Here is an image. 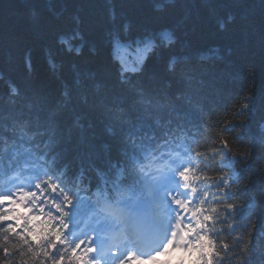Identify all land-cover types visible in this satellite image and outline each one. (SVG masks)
<instances>
[{"label": "trees", "instance_id": "obj_1", "mask_svg": "<svg viewBox=\"0 0 264 264\" xmlns=\"http://www.w3.org/2000/svg\"><path fill=\"white\" fill-rule=\"evenodd\" d=\"M147 37L122 69L114 38ZM168 163L201 224L186 264H264V0H0V196L16 175L38 188L29 236L68 227L89 247L66 204L96 209L99 187L156 206Z\"/></svg>", "mask_w": 264, "mask_h": 264}, {"label": "snow or ice", "instance_id": "obj_2", "mask_svg": "<svg viewBox=\"0 0 264 264\" xmlns=\"http://www.w3.org/2000/svg\"><path fill=\"white\" fill-rule=\"evenodd\" d=\"M27 195L34 196L35 193ZM0 204L10 205V207L0 208V238L7 240L9 237H15L30 254L29 258L32 261L38 259L39 264H77L78 260L84 259L85 264H88V259L96 252V248L91 246L90 241L89 247L85 248L84 240L69 239L68 227H64L63 231L43 233L33 239L27 231L31 227L28 216L30 214L43 215V210H37L28 205L26 200L23 203L18 199L13 201L11 197H5ZM20 208H25V212H20ZM17 219L21 221L19 227L15 224ZM10 224L11 227L8 226ZM10 251L8 248L0 247V254L5 257L10 255ZM161 254L156 253L155 256L158 258Z\"/></svg>", "mask_w": 264, "mask_h": 264}, {"label": "rangeland", "instance_id": "obj_3", "mask_svg": "<svg viewBox=\"0 0 264 264\" xmlns=\"http://www.w3.org/2000/svg\"><path fill=\"white\" fill-rule=\"evenodd\" d=\"M170 36H171L170 32L167 29L163 31V37L165 40H168ZM153 41H154L153 37H147L144 41H139V38H136L135 42H133L132 38H129L127 40L114 38L113 52L120 60L121 68L124 70L137 68L139 63L144 58L147 50L152 45ZM17 191H21L20 193L17 194V196L14 197L12 195H7V196L4 195L2 197V201L4 200L5 197H11L13 201H16L18 199L21 203H23L26 200L27 204L31 205L29 201L25 198V196H23L22 188L19 187ZM2 206L10 207V205L7 204H2ZM117 207L119 208L120 205H117ZM169 207L170 210L177 209V205L175 203H172ZM187 212L188 209H184L183 213L185 215L187 214ZM155 213H158L159 215L156 216ZM167 213H168V209H166L164 212L162 210L156 212L155 210L149 209V214L152 215L154 221L156 222V227L154 229V232H156L157 234H160V231H163L164 233L167 234L165 230L170 229V224L167 222ZM31 215H35V214H31ZM116 220L120 222L118 217H116ZM142 222H140L141 226L144 225L142 224ZM121 232L123 233V231ZM177 253H179V251L175 250V253L169 256V262L171 264H179L180 261ZM100 262L104 264L103 257L100 258ZM136 262H137L136 260L132 259L131 264H136ZM149 262L155 264L150 259Z\"/></svg>", "mask_w": 264, "mask_h": 264}, {"label": "bare ground", "instance_id": "obj_4", "mask_svg": "<svg viewBox=\"0 0 264 264\" xmlns=\"http://www.w3.org/2000/svg\"><path fill=\"white\" fill-rule=\"evenodd\" d=\"M143 234H144V232L143 231H141ZM142 233H141V235H142Z\"/></svg>", "mask_w": 264, "mask_h": 264}, {"label": "water", "instance_id": "obj_5", "mask_svg": "<svg viewBox=\"0 0 264 264\" xmlns=\"http://www.w3.org/2000/svg\"><path fill=\"white\" fill-rule=\"evenodd\" d=\"M71 214L73 215L74 213L72 212Z\"/></svg>", "mask_w": 264, "mask_h": 264}]
</instances>
